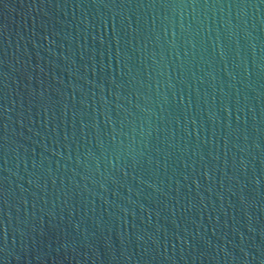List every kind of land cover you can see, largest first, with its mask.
Instances as JSON below:
<instances>
[{"label":"water","instance_id":"1","mask_svg":"<svg viewBox=\"0 0 264 264\" xmlns=\"http://www.w3.org/2000/svg\"><path fill=\"white\" fill-rule=\"evenodd\" d=\"M0 264H264V0H0Z\"/></svg>","mask_w":264,"mask_h":264}]
</instances>
